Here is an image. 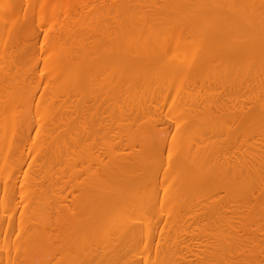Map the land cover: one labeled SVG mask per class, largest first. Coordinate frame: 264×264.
I'll return each mask as SVG.
<instances>
[{"label": "bare ground", "instance_id": "1", "mask_svg": "<svg viewBox=\"0 0 264 264\" xmlns=\"http://www.w3.org/2000/svg\"><path fill=\"white\" fill-rule=\"evenodd\" d=\"M83 2L40 46L35 0L0 4V264H242L264 236V0Z\"/></svg>", "mask_w": 264, "mask_h": 264}, {"label": "rangeland", "instance_id": "2", "mask_svg": "<svg viewBox=\"0 0 264 264\" xmlns=\"http://www.w3.org/2000/svg\"><path fill=\"white\" fill-rule=\"evenodd\" d=\"M1 1H2L4 4L8 2L7 4H9V5H7V6H11V7L14 5V4L12 5V3L15 2V0H1ZM1 1H0V4H2ZM50 1H51V2H50ZM56 1H57V2H56ZM56 1H55V0H45V1H43V0H35L34 6H36L37 8L34 9V11H36V12L34 13V11H32L33 14H31L32 17H33V21L35 20L34 22L32 21V22H33V23H32V24H33L32 27L34 26V29H37L38 31H39V28H40V30L43 31V34L40 33L41 36H39L40 38H38V41H37V42H36V41H32V42H34V43L36 42V44H37L36 46H40V44L42 43V41H43V35H44V33H45L44 30L47 29L46 31H51V30H53L54 28H55L56 30H57V29L59 30V23H60V21H61V20H59V19H60V18H61V19L64 18V17H63L64 12L67 11V10H65V9L67 8L66 5L68 6V4H69L70 7H71V5H72V6L74 7L73 9H75V11H76V13H77V12L81 9L80 6L83 7V4H82L83 1H84L83 3L87 4V6H88V5H90V2H92L93 0H81L82 2H78V3H77V2H76V3H75V2H72V0H56ZM76 1H77V0H76ZM79 1H80V0H79ZM85 1H86V2H85ZM37 2H39V3L42 2L43 5H44V4H48V5H47V9L51 6L50 8L53 9V10L51 11V10L48 9L49 11H47V9H46V11H43V10H41V8H42L43 5L39 8V6H37ZM60 2H61V3H60ZM65 2H66V4H65ZM51 3H53V4H51ZM71 3H72V4H71ZM88 3H89V4H88ZM4 4H2V7H3ZM59 4L61 5V7L63 6V9H64L65 11H64L62 8H60V5H59ZM70 4H71V5H70ZM75 4H77V5H75ZM78 4H79V5H78ZM49 5H50V6H49ZM48 6H49V7H48ZM87 6H85L86 9L90 8V7L87 8ZM90 6H91V5H90ZM2 7H1V8H2ZM5 7H6V5H5ZM52 7H53V8H52ZM64 7H65V8H64ZM70 7H69V8H70ZM1 8H0V11H1ZM8 8H9V7H8ZM56 8H57V9H56ZM77 8H78V9H77ZM59 9H60V11H61V14H60V12H59ZM91 9H92V8H90L89 11H91ZM62 11H63V12H62ZM84 11H85V10H84ZM87 11H88V10H86L85 13H87ZM1 12H2V11H1ZM1 12H0V13H1ZM58 12H59V13H58ZM70 12H71V11H70ZM70 12H69V13H70ZM30 13H31V10H30ZM47 13H48L49 15H48ZM71 13H74V11L72 10ZM79 13H80L81 15H84V13H81V10L79 11ZM50 14H51V16H50ZM54 14H55V15H54ZM59 14H60V15H59ZM91 14H94V13H91ZM95 14H97V13H95ZM95 14H94V16H95ZM112 14H113V13H112ZM112 14H111V15H112ZM38 15H39V16H38ZM56 15H57V16H56ZM73 15H74V14H73ZM87 15H89V12L87 13ZM106 15H107V18H108V17L110 18V19H109L110 21H112V22L115 21V20L113 21V20H111V19H112V18H115L116 16L113 15V17H110L111 15L108 14V13L105 14V17H104L105 19L103 18L102 20H101L100 17H98V19H96L93 15H92V17H91V15H89V16H90L89 18L94 19V21L91 20V23H93L92 25H95V24H96V23H95L96 20H99L98 24L95 26V28H96L95 31L93 30L94 26H93V28H92L91 25L89 26V27H91V28H90V31L92 32L91 35H93V33L96 34V32L98 33L97 29H99V32H100V29L102 30L103 28H104V29H103L104 31H105V29H106V32H108V31L111 29V24H112V23L108 22V23H107V26H106V24L103 25V22H102V21H104V20H105V21H108V19L106 18ZM40 16H42V17H40ZM47 16H49V19H48ZM54 16H55V17H54ZM78 16H79V15H78ZM38 17L41 18V21H43L41 25H40V23H39V20H38L39 18H38ZM52 17H53V18H52ZM57 17H58V18H57ZM73 17H74V16H73ZM35 18H36V19H35ZM37 18H38V19H37ZM82 20L86 21L87 23H90L89 21H87V20H85V19H82ZM88 20H89V19H88ZM105 21H104V22H105ZM116 21H118V20L116 19ZM36 23H37V24H36ZM53 23H54V24H53ZM94 23H95V24H94ZM99 23H101L100 25H103V26H105V27H103V26H102V27H99V26H98ZM109 23H110V28H107V27L109 26V25H108ZM115 23H116V22H115ZM115 23H113L114 25H112V28H113V29H114V27L116 28ZM35 25H36V26H35ZM38 25H39V27H38ZM44 25H46L47 27H46V28L43 27ZM57 25H58V27H57ZM50 26H51V27H50ZM97 26H98V27H97ZM173 26H174V25H173ZM35 27H36V28H35ZM86 27H88V26H86ZM174 27H175V26H174ZM50 28H51V30H49ZM175 28H176V27H175ZM116 29H117V28H116ZM42 31H41V32H42ZM104 31H103V33H104ZM109 32H110V31H109ZM189 32H190V31H189ZM191 32H193V31H191ZM185 33L187 34L186 31H185ZM98 34H99V33H98ZM186 34H184L183 38L185 37V39H183L182 36H180V38H179V34L175 32V35H176V36H174V34H173V36H174V38H175L176 40L172 37V39H171V41H170L169 43L172 45V44H173V41H174V42L176 41V44H177V42L179 43V41H180V44L182 45V47L185 48V51H184V48H182L183 51H184L185 53H187V52H186V48L188 47V45H190V44H192V46H195V45H196V41H197V37H196V36H197V35H194V33H193L194 37H191V36H192L191 34L188 33L190 36H188V34H187V36H186ZM177 36H178V38H176ZM192 38H193L194 40H193ZM181 39L184 40V44H185V45H183V41H181ZM102 40H103V39H102ZM177 40H178V41H177ZM188 40H189L190 42H189ZM32 42H31V43H32ZM181 42H182V43H181ZM32 44H33V43H32ZM180 44H177L178 46L175 45V44H174V45H175V47L177 46V48H179V47L181 48ZM187 44H188V45H187ZM192 46H190V48H192ZM173 47H174V46H173ZM190 48L187 49V50H188V53H190V51H189ZM181 52H182V51H181ZM184 52H183V53H184ZM5 62H6V60L4 61V64H6ZM217 90H218V89H215L214 92H219V90H218V91H217ZM228 92H229V93H228ZM228 92H227V93L229 94V96H232L231 94H233L234 92H236V88L233 89V91H231V89H230ZM240 92H242L241 89H240V90H237V94H235V95H238ZM247 92H248V91H247ZM227 93H226V94H227ZM244 93H246V92L244 91ZM244 93H240L239 96H240V95L242 96ZM248 94H250V92L247 93L246 95L244 94V96H245V97H246V96H249ZM233 96H234V94H233ZM171 107H172V106H171ZM168 114H169V113H168ZM177 114H178V113H176L175 115H177ZM173 115H174V114H173ZM175 115H174V116H175ZM168 118H169V117H168ZM172 131H173V130H172ZM137 149H139L138 146H137ZM225 195H226L225 192H224V191H221L218 195H216V196L214 197V199H215V198L218 199L220 196H221V198H224ZM71 197H72V196H70V199H72ZM70 199H69V200H70ZM263 224H264V222H263ZM261 225H262V222H261ZM256 228H257L256 225L253 226V230H255ZM261 228H264V226L261 227ZM263 230H264V229H263ZM263 232H264V231H263ZM246 235H247V234H246ZM260 236H261V234H260V235L258 234V238H259V239H258V242H257V243L254 242V243L256 244V246H254L252 243H250V244L244 249V254H245V255H243L242 257H244V259L247 258V259H246L247 261H246V260H244V261L242 260V261H243L242 264H246V263H247V264H254V262H255V263L257 262V261H256L257 259L255 260V257H254V255L252 256V254H250V256H251V260H250V258H249V257H250V256H249V252H250V250H254V251H252L253 253L256 252V251H258V250H262L261 252L259 251V253H257V255L260 254V258L258 259V260H259L258 262L261 263V264H263V262H264V259H263V258H264V252H263V250H264V247H263V246H264V245H263V244H264V241H263L262 239L264 238V236H263V234H262V237H261V238H260ZM259 241H261V244H260ZM262 241H263V244H262ZM252 242H253V241H252ZM259 245H260L261 247H260ZM251 247H254V248L250 249ZM257 247H260L261 249H258ZM255 250H256V251H255ZM262 252H263V253H262ZM261 255H262V256H261ZM43 256H44V255H43ZM43 256H41V257L43 258ZM178 256H179V255H178ZM245 256H246V257H245ZM252 257H254V258H252ZM262 257H263V258H262ZM192 258L194 259V257H192ZM237 258L239 259L240 257H236L235 260H237ZM256 258H257V256H256ZM48 259H50V258H48ZM193 259H192V260H193ZM253 259H254V260H253ZM240 260H241V259H240ZM262 260H263V262H262ZM193 261H194V260H193ZM195 261H196V260H195ZM237 261H238V260H237ZM245 261H246V263H245ZM38 262H39V261H38ZM50 262H51V259H50Z\"/></svg>", "mask_w": 264, "mask_h": 264}]
</instances>
